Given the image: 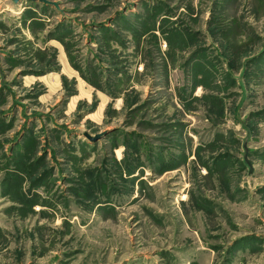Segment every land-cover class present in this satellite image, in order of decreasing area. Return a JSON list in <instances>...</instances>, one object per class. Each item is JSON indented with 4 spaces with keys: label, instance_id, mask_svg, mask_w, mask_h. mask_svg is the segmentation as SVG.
<instances>
[{
    "label": "rangeland",
    "instance_id": "374dc122",
    "mask_svg": "<svg viewBox=\"0 0 264 264\" xmlns=\"http://www.w3.org/2000/svg\"><path fill=\"white\" fill-rule=\"evenodd\" d=\"M0 264H264V0H0Z\"/></svg>",
    "mask_w": 264,
    "mask_h": 264
},
{
    "label": "water",
    "instance_id": "95a60500",
    "mask_svg": "<svg viewBox=\"0 0 264 264\" xmlns=\"http://www.w3.org/2000/svg\"><path fill=\"white\" fill-rule=\"evenodd\" d=\"M15 2H18L19 0H14Z\"/></svg>",
    "mask_w": 264,
    "mask_h": 264
}]
</instances>
